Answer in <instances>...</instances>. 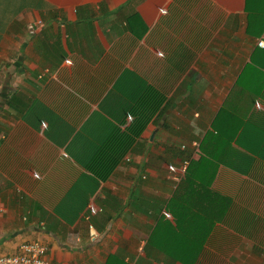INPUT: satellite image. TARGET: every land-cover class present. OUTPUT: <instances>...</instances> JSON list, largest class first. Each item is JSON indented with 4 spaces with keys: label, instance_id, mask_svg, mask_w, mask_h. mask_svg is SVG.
<instances>
[{
    "label": "crops",
    "instance_id": "obj_1",
    "mask_svg": "<svg viewBox=\"0 0 264 264\" xmlns=\"http://www.w3.org/2000/svg\"><path fill=\"white\" fill-rule=\"evenodd\" d=\"M260 41L264 0H0V255L40 242L56 264H179L191 219L166 205L187 155L206 153L232 200L216 253L264 264ZM144 112L99 182L86 166L118 156Z\"/></svg>",
    "mask_w": 264,
    "mask_h": 264
},
{
    "label": "trees",
    "instance_id": "obj_2",
    "mask_svg": "<svg viewBox=\"0 0 264 264\" xmlns=\"http://www.w3.org/2000/svg\"><path fill=\"white\" fill-rule=\"evenodd\" d=\"M163 100L164 98L161 95L159 98L160 105L154 106L155 111L162 105ZM163 106H168V103L165 102ZM163 106L161 107L160 115L164 111L162 110ZM144 110L146 111L145 108ZM135 111L136 108H133L132 112ZM154 113L144 112L142 116L131 113L132 122L127 127L126 133L123 134V132L118 131L122 137H127L128 139L126 147L121 145L122 149L120 154L118 156L116 155L113 159L99 158V160H96V158H93L90 160V164L86 166V169L91 172L99 182L109 178L116 164L119 163L120 156L124 154L126 148L132 146L133 138L138 137L144 131L145 127L148 126ZM187 158L188 166L182 178L176 183L171 199L168 205H166L169 212L176 214L177 211L175 209L178 210L176 205H179L181 202H187V204H185L187 206V220L191 219L190 222H187V252L186 254L173 255L172 258L179 264H228L225 256H218L215 248L216 244H213L214 239L219 235L214 232L220 231V227H229V225H226L227 221L225 218L229 216L228 213L232 206V200L230 198L220 196L216 189L211 187L212 183H215L214 172L221 161L210 158L206 153L199 155L197 160H191L190 155H187ZM15 180L18 182V177H15ZM181 211H183L182 208H180V213ZM200 219L202 222H199ZM173 222L174 227L170 228L171 234L173 235L174 233V237L179 239L180 227L175 220ZM167 226L169 227L170 225ZM164 242V246L174 243V241H170L169 239ZM176 242L177 240H175V243ZM173 247H178L181 252H184L182 247L178 245V242ZM105 264L125 263L119 258L109 257L106 259Z\"/></svg>",
    "mask_w": 264,
    "mask_h": 264
},
{
    "label": "built area",
    "instance_id": "obj_3",
    "mask_svg": "<svg viewBox=\"0 0 264 264\" xmlns=\"http://www.w3.org/2000/svg\"><path fill=\"white\" fill-rule=\"evenodd\" d=\"M257 45L260 49L264 48L263 41L258 42ZM196 148V143L191 145L192 150ZM182 150H184V147L180 148V151ZM126 160L129 161L128 159ZM187 166L188 162H183L178 171H176L178 174V178H175L177 182L182 178ZM168 170L173 171L174 169L172 167H168ZM97 211L99 210L91 205L87 207V213L89 215L95 214ZM46 251V246L40 242L22 244L18 246L15 254L0 255V264H56L45 257Z\"/></svg>",
    "mask_w": 264,
    "mask_h": 264
}]
</instances>
